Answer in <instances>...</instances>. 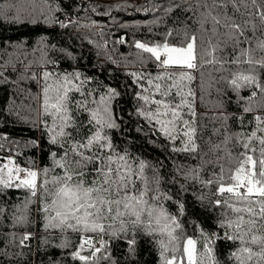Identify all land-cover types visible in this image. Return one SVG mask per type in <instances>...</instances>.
I'll return each instance as SVG.
<instances>
[{"label": "trees", "instance_id": "trees-1", "mask_svg": "<svg viewBox=\"0 0 264 264\" xmlns=\"http://www.w3.org/2000/svg\"><path fill=\"white\" fill-rule=\"evenodd\" d=\"M220 10L237 23H261L251 7H241L236 12L229 4ZM204 12L206 9L198 0H0V164L11 157L20 167L41 172L48 168L50 176L61 174V170L53 168L50 156L57 146L48 143L46 124L50 125L52 120L43 114V73L55 76L78 72L85 81L82 90L91 93L89 101L99 100L109 88L119 93L112 101L119 127L107 134L117 151L127 150L133 158L150 165L146 169L149 178L160 177L159 187L172 197L162 201L164 207L179 218L185 234L199 238L201 251L204 239L200 229L222 237L225 229L219 227V222L225 218V209L214 203L219 198L214 195L217 185L206 186L201 181L219 174V165L228 163L223 159L228 150L235 155L243 149L234 142L227 145L226 151L209 149L220 144L225 135L250 132L255 127L253 116L264 115V111L243 113L240 97L247 98L250 89L237 93L227 83L231 72L248 68L246 64L238 68L231 60L240 54L241 47L247 48L249 44L234 47L231 42L221 43L215 53L221 63H203L202 47L207 46L208 39L217 40L210 35L211 22L201 25ZM185 31L197 36L198 67L184 69L193 77L185 83L194 93L189 99L193 100L197 114L196 153L173 152V144L158 132L154 134V127L137 115L143 104L136 97L141 88L130 75L135 72L154 77L163 71L154 58H149L150 54L135 47L137 41L149 45L163 43L171 32L168 42L176 44ZM246 35L252 37L250 25ZM256 36L264 39L259 31ZM260 75L264 79V69H260ZM71 99L76 124L86 123L88 113L75 109V101L82 99L80 93H72ZM175 102H179L178 97ZM221 103L223 107H217ZM222 114L227 116L226 120L221 118ZM81 134L86 135L87 129H81ZM175 147H181L180 141L175 142ZM191 169L198 171L200 180L186 179L185 174ZM92 179V175L87 177L88 181ZM29 199L31 203L25 208ZM42 203V195L31 197L26 189L0 186V264H81L72 256L79 234L45 229V214L38 211ZM181 203L186 208L184 215L179 212ZM21 215L27 219L18 222ZM28 233L30 238L22 245L20 241ZM132 238L136 240L134 251L128 245ZM105 240L108 246L98 255L108 259H101L98 264H160L157 244L142 229L128 225L126 234ZM238 246V242L217 239L213 247L218 264H235L230 253ZM82 254L89 255L90 251Z\"/></svg>", "mask_w": 264, "mask_h": 264}, {"label": "snow or ice", "instance_id": "snow-or-ice-1", "mask_svg": "<svg viewBox=\"0 0 264 264\" xmlns=\"http://www.w3.org/2000/svg\"><path fill=\"white\" fill-rule=\"evenodd\" d=\"M198 3L206 9L201 13V25L211 22L210 35L217 38L216 42L208 39L207 46L202 47L203 63H221L215 55L221 43L231 42L234 47L249 44L247 48L241 47L240 54L231 60L238 68L242 64L248 68L231 72L227 83L237 93L243 88L250 89L247 98L240 97L243 113L264 111V79L260 75V69H264V55L257 56V53H264V39L256 36L257 31L264 36V0H198ZM229 4L236 12L241 7H251L258 15L260 25L251 20L237 23L220 10ZM247 14L252 16L253 12ZM249 25L252 37L246 35ZM172 35L169 32L163 43L149 45L137 41L135 44L137 49L150 54L149 58H154L163 70L154 77L130 73L141 88L136 97L143 104L137 109V115L154 127V134L158 132L173 144V152L196 153L199 151L197 114L193 100L189 99L194 93L185 83L193 77L184 69L198 67L197 36L185 31L179 43L172 44L168 42ZM43 79V114L52 120L50 125L46 124L48 143L57 146V151H52L50 156L53 168L61 170V174L50 176L48 168L41 172L20 167L9 157L0 164V186L26 189L31 197L42 195L44 203L38 211L45 214V229L71 230L79 234L73 259H78L81 264H98L101 259H108L98 255L108 246L105 237L109 240L118 238L126 234L131 225L153 237L160 264H218L213 247L217 239L239 243L230 253L235 264H264V115L253 116L255 127L250 132L225 135L220 144L209 149L226 151L227 145L234 142L243 150L235 155L228 150L223 158L228 163L219 165V174L214 173V178L201 181L206 186L217 185L214 195L219 198L214 203L225 209V218L219 222V227L225 229L222 237L200 229L204 239L201 251L199 238L186 235L179 218L164 207L162 201L172 197L159 187L160 177L149 178L146 169L150 165L133 158L127 150L117 151L112 137L107 134L108 130L119 127L112 109V101L119 93L109 88L99 100L89 101L91 93L82 90L85 81L78 72L54 76L45 71ZM72 93H80L82 97L75 101V109L88 113L86 123L77 125L73 118ZM177 97L179 102H175ZM89 103L95 106L88 107ZM217 107L222 108V103ZM221 118L226 120L227 116L222 114ZM239 119L243 127V116ZM84 128L86 135L81 134ZM176 141H180L181 147H175ZM89 175L93 176L91 181L87 180ZM185 175L186 179L200 180L196 169ZM203 199L201 196L200 200ZM28 203L31 199L26 201L25 208ZM179 212L180 215L186 212L183 203L179 204ZM26 219L24 215L17 218L18 222ZM29 238L30 233L25 234L20 243L23 245ZM135 244V238L128 239L133 251ZM85 250L90 254H82Z\"/></svg>", "mask_w": 264, "mask_h": 264}]
</instances>
